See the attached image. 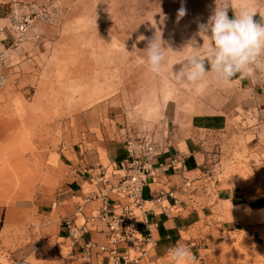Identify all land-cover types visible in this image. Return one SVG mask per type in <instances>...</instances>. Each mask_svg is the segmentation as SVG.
I'll list each match as a JSON object with an SVG mask.
<instances>
[{"label":"rangeland","instance_id":"rangeland-1","mask_svg":"<svg viewBox=\"0 0 264 264\" xmlns=\"http://www.w3.org/2000/svg\"><path fill=\"white\" fill-rule=\"evenodd\" d=\"M13 1L32 0H5L3 7L8 10ZM49 5L51 18L34 23L36 41L31 34L15 47L7 36L5 45L0 211L3 223L10 215L14 230L12 246L0 248L1 264H9L11 248L16 253L26 244L44 245L47 235L29 233L26 226L36 224L38 214L54 204L68 183L69 152L94 136L100 142L115 137L125 143L129 132L150 135L147 127L157 130L178 110L196 108L203 83H178L175 73L197 54L195 46L208 44L199 25L216 7L228 5L230 13L250 7L264 21V0H50ZM181 7L186 14L178 18ZM155 36L165 55L158 74L150 71L144 52ZM225 153L224 174L248 179V158ZM225 239L219 252L226 262L264 264V251L256 260L236 235Z\"/></svg>","mask_w":264,"mask_h":264},{"label":"crops","instance_id":"crops-1","mask_svg":"<svg viewBox=\"0 0 264 264\" xmlns=\"http://www.w3.org/2000/svg\"><path fill=\"white\" fill-rule=\"evenodd\" d=\"M228 15L232 18L234 13ZM255 19L264 23L260 16ZM202 83L196 108L178 110L157 130L147 127L150 135H138L147 136L156 145L157 167L172 160L179 163L177 171H157L156 179L144 191L146 208L152 212L146 214V222L137 225V231L141 238H147L148 225L152 226L157 245L145 264H173L170 250L177 246L189 250L193 264H235L226 262L225 254L219 252L227 242L225 236L229 239L230 235H236L243 248L249 246L256 260L264 251V70L255 69L252 76L237 73L227 82L209 72ZM129 137L134 136L129 132L125 138ZM92 139L69 152L68 183L54 204L38 214L36 224L26 226L29 233L47 235L44 245L26 244L16 253L11 248L8 258L30 263L33 258L38 264H106L99 250L92 252L90 262L81 254L84 243L104 245L106 237L105 224L92 219L102 206L92 197L103 189L82 170L93 175L103 167L109 187L116 185L124 175L121 165L127 152L121 139ZM225 152L248 158V179L232 180L224 174ZM164 195L160 203H153ZM8 216L3 223L0 211L3 249L12 246L14 229ZM67 218L88 227L84 242L77 246L63 232L62 223Z\"/></svg>","mask_w":264,"mask_h":264},{"label":"built area","instance_id":"built-area-1","mask_svg":"<svg viewBox=\"0 0 264 264\" xmlns=\"http://www.w3.org/2000/svg\"><path fill=\"white\" fill-rule=\"evenodd\" d=\"M3 1L5 0H0V92L8 83L5 49L7 36H10L15 47L26 41L31 34V40L36 41L39 35L35 33V21H48L51 18L50 0H32L28 3L13 1L8 10L3 7L6 5ZM1 21L8 22L9 25L1 26ZM124 145L127 152V158L121 165L124 175L116 185L109 187L103 167L93 175L88 169L82 170L83 174L92 177V183L94 182L98 189H103L92 197L102 202L92 219L106 226L104 245L93 242L83 244L81 254L87 262H90L92 252L99 250L106 264H145L157 247L151 235L152 226L148 225L150 235L147 238H141L137 231V225L146 222V214L152 212L147 210L143 194L150 181L156 179L157 171H177L179 163L172 160L157 167L158 150L147 136L129 137ZM163 198L165 195L153 203H160ZM78 213H81V209ZM62 229L73 246L84 242L88 234L87 225H78L74 218L65 219ZM9 264L32 263L23 259L10 260Z\"/></svg>","mask_w":264,"mask_h":264},{"label":"clouds","instance_id":"clouds-1","mask_svg":"<svg viewBox=\"0 0 264 264\" xmlns=\"http://www.w3.org/2000/svg\"><path fill=\"white\" fill-rule=\"evenodd\" d=\"M228 5L216 7L207 23L199 25V35L207 36L208 44L195 46L196 55L187 58L186 62L175 73L178 83L190 82L199 87L211 72L218 80L230 81L240 73L252 76L255 69L264 70V23L256 21V11L242 7L234 16L229 17ZM186 14L181 7L178 18ZM144 39V37H141ZM161 40V38H160ZM146 61L153 73H160L164 67L165 55L163 46L155 36L144 50ZM173 264H193L188 249L177 246L170 250Z\"/></svg>","mask_w":264,"mask_h":264}]
</instances>
